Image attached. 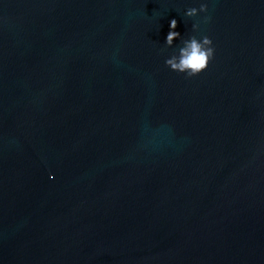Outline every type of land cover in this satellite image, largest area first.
<instances>
[{
  "label": "water",
  "instance_id": "1",
  "mask_svg": "<svg viewBox=\"0 0 264 264\" xmlns=\"http://www.w3.org/2000/svg\"><path fill=\"white\" fill-rule=\"evenodd\" d=\"M198 2L0 0V264H264V0Z\"/></svg>",
  "mask_w": 264,
  "mask_h": 264
},
{
  "label": "clouds",
  "instance_id": "2",
  "mask_svg": "<svg viewBox=\"0 0 264 264\" xmlns=\"http://www.w3.org/2000/svg\"><path fill=\"white\" fill-rule=\"evenodd\" d=\"M208 12V3L199 0L198 7H187L183 15L187 18H196ZM210 16H204V22L210 20ZM177 20L169 21V31L166 35L164 46L172 48V53L165 59V66L172 72L182 74L186 78H192L204 72L209 63L214 59L216 49L213 40L206 34H199L200 25L193 22L191 32L185 37L176 31ZM179 39L180 43L174 46V40ZM50 180L54 179V173H49Z\"/></svg>",
  "mask_w": 264,
  "mask_h": 264
}]
</instances>
